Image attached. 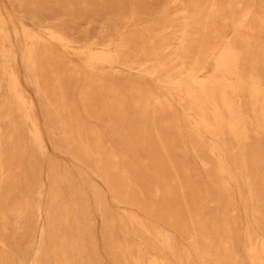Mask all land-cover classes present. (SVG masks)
Wrapping results in <instances>:
<instances>
[{
	"label": "rangeland",
	"instance_id": "obj_1",
	"mask_svg": "<svg viewBox=\"0 0 264 264\" xmlns=\"http://www.w3.org/2000/svg\"><path fill=\"white\" fill-rule=\"evenodd\" d=\"M0 264H264V0H0Z\"/></svg>",
	"mask_w": 264,
	"mask_h": 264
},
{
	"label": "bare ground",
	"instance_id": "obj_2",
	"mask_svg": "<svg viewBox=\"0 0 264 264\" xmlns=\"http://www.w3.org/2000/svg\"><path fill=\"white\" fill-rule=\"evenodd\" d=\"M215 9V8H214ZM231 55L233 56V58H235L236 57V55H234L232 52H231Z\"/></svg>",
	"mask_w": 264,
	"mask_h": 264
}]
</instances>
